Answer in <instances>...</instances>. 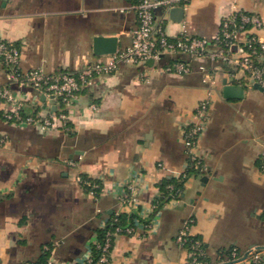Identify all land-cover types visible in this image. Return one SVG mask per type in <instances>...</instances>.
Instances as JSON below:
<instances>
[{"label":"crops","instance_id":"0c3cea01","mask_svg":"<svg viewBox=\"0 0 264 264\" xmlns=\"http://www.w3.org/2000/svg\"><path fill=\"white\" fill-rule=\"evenodd\" d=\"M234 8L261 18L251 32L264 41V0H191L181 20L163 8L155 16L171 36L184 28L212 38ZM136 27L129 0H0V40L19 49L22 70L75 72L107 60L110 53L94 52V37H114L121 49ZM183 57L190 65L184 74L165 70L168 56L94 74L68 107L65 129L9 121V104L0 98V264L47 257L82 264L90 255L95 261L98 230L113 214L133 231L113 236L106 264H186L188 251L176 235L188 218L208 264H229L233 246L264 252V91L238 67ZM224 82L242 86L241 95L226 97ZM0 86L23 100L26 115L57 110L42 92L9 83L1 59ZM205 98L198 170L178 198L156 204L161 183L187 165L183 131ZM79 174L100 181L97 197L77 181ZM130 183L136 203L122 200Z\"/></svg>","mask_w":264,"mask_h":264},{"label":"built area","instance_id":"2783aa9c","mask_svg":"<svg viewBox=\"0 0 264 264\" xmlns=\"http://www.w3.org/2000/svg\"><path fill=\"white\" fill-rule=\"evenodd\" d=\"M137 16V27L132 32V39L128 46L116 49L110 53L107 60H97L85 64L75 72H61L47 74L40 68L22 70L19 66V49L13 44L0 41V59L5 67L9 83L19 86H30L42 92L57 107V110L47 109L43 113L23 115V100L19 99L8 86H0V98L8 102L9 108L4 117L12 122L23 125L37 126L42 130L49 128H67L69 122L68 107L78 103L83 89L91 84L94 74L109 73L122 62L140 63L147 60H159L163 56L172 57L166 64L165 70L178 74L188 73L190 65L183 56L194 59L207 58L211 62L222 61L243 71L245 76L264 91V41L252 33L251 29L262 26L261 18L254 13L234 8L224 15L218 32L212 38L193 36L183 28L177 35L171 36L164 26L163 20L156 19L155 11L163 8L169 11L173 7L185 9L191 0H129ZM205 75L203 81H210ZM212 82V81H210ZM61 104L63 106H61ZM209 98L202 99L195 107L194 119L188 123L183 131V142L188 153L185 168L177 172L176 177L186 179V169L198 166L200 159L195 149L198 139L205 129L208 119ZM264 168V166H263ZM77 181L88 188L87 192L97 197L102 189L100 181H91L76 176ZM169 190L171 199L178 198L182 188L174 189L173 184L165 186ZM137 187L133 183L127 185L122 197L125 202L136 203ZM192 218L186 219L179 229L176 240L188 249L186 264H208L202 248V240L191 232ZM126 231L131 233L132 227H115L105 232L104 240L98 241L95 248L99 255L95 261L88 256L82 264H106L114 235ZM229 264H262L264 252L250 249L241 253L233 246L229 251ZM55 264L47 257L42 263Z\"/></svg>","mask_w":264,"mask_h":264},{"label":"trees","instance_id":"16d2710c","mask_svg":"<svg viewBox=\"0 0 264 264\" xmlns=\"http://www.w3.org/2000/svg\"><path fill=\"white\" fill-rule=\"evenodd\" d=\"M0 41H4V40H0ZM61 106H63L62 104H61ZM22 114L23 115H26L25 114V112L22 110ZM197 170H198V167L196 166H189L187 169H186V173H187V177L191 174V173H194V172H197ZM81 176H82V178H84V179H87V180H91V181H96V180H94V179H91L90 177H88L86 174H81ZM186 180V179H185ZM185 180L184 179H179L178 177H170V178H167V179H165L162 183H161V185H160V189H161V196L160 197H158L157 199H156V204L158 203H161V202H163V201H165V200H169V199H171V196H170V194H169V190L165 187L168 183H171V184H173V186H174V189H176V188H182L183 189V187H184V182H185ZM83 187H85V186H83ZM86 189V191H87V187L85 188ZM123 220H124V217H123V215L122 214H113V215H111L110 216V218H109V220H108V222H107V224H106V226H104L103 228H101V229H99L98 230V237H99V239H100V241H103L104 240V235H105V232L108 230V229H111V230H114V228L115 227H121L122 229H124L123 227L124 226H126V224L123 222ZM129 220L130 221H128L127 223L129 224V225H131V223H132V218L130 217L129 218ZM122 233V232H121ZM197 237V236H196ZM199 238V237H198ZM112 240H113V238H112ZM202 248H203V244H202ZM187 249V248H186ZM187 251H188V249H187ZM228 253H229V251H228ZM93 254H94V258L95 259H97V257H98V255H99V250H97V249H95V250H93ZM205 259H206V261L208 262V260H207V256L205 255ZM45 260V259H44ZM43 260V261H44ZM43 261H40L39 263H42ZM36 264H38V263H36Z\"/></svg>","mask_w":264,"mask_h":264},{"label":"water","instance_id":"95a60500","mask_svg":"<svg viewBox=\"0 0 264 264\" xmlns=\"http://www.w3.org/2000/svg\"><path fill=\"white\" fill-rule=\"evenodd\" d=\"M169 15L173 20H181L183 9L181 7H173L169 10ZM93 48L96 54L112 53L116 50V39L114 37L96 36L93 40ZM223 90L226 97H239L242 93V86L230 85L224 82Z\"/></svg>","mask_w":264,"mask_h":264}]
</instances>
